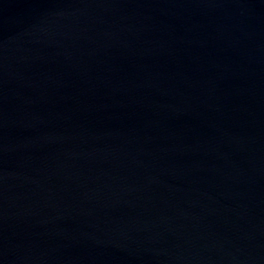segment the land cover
Segmentation results:
<instances>
[{
    "label": "water",
    "instance_id": "water-1",
    "mask_svg": "<svg viewBox=\"0 0 264 264\" xmlns=\"http://www.w3.org/2000/svg\"><path fill=\"white\" fill-rule=\"evenodd\" d=\"M0 264H264V0H0Z\"/></svg>",
    "mask_w": 264,
    "mask_h": 264
}]
</instances>
